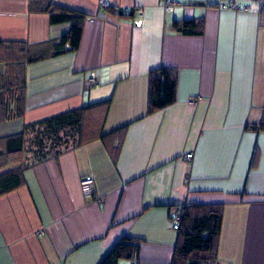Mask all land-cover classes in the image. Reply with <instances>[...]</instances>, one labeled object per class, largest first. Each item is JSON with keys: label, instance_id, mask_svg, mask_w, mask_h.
<instances>
[{"label": "crops", "instance_id": "0c3cea01", "mask_svg": "<svg viewBox=\"0 0 264 264\" xmlns=\"http://www.w3.org/2000/svg\"><path fill=\"white\" fill-rule=\"evenodd\" d=\"M99 1L46 0L85 14L79 44L25 66L23 115L0 122V139L110 98L105 138L25 168L23 185L0 195V264H99L122 237L139 250L117 264H170L183 203L222 206L216 264H264L263 1ZM29 3L0 0L1 43L43 44L69 30ZM200 19V35L171 27ZM160 67L175 75V101L147 114L148 74ZM87 174L94 201L79 188Z\"/></svg>", "mask_w": 264, "mask_h": 264}, {"label": "trees", "instance_id": "16d2710c", "mask_svg": "<svg viewBox=\"0 0 264 264\" xmlns=\"http://www.w3.org/2000/svg\"><path fill=\"white\" fill-rule=\"evenodd\" d=\"M43 5L50 24L67 22L69 30L57 40L29 45L1 43L0 64V122L21 117L24 112L25 82L23 71L27 64L56 57L77 49L85 14L73 9L53 5L46 0H30V11L35 3ZM232 5L234 0H219V4ZM236 5V4H235ZM263 10V8H262ZM118 12V11H117ZM173 30L182 34L200 35L202 19L173 21ZM9 65L20 66V78L10 76ZM175 75L171 69L160 67L148 74L147 114L163 109L175 101ZM110 98L68 110L27 124L20 133L0 139V168L15 166L0 174V195L23 185L25 168L54 159L69 149L96 139H104L101 128ZM220 204L183 203L177 238L170 264H216V251L221 226ZM139 242L122 237L99 264H117L119 260H134Z\"/></svg>", "mask_w": 264, "mask_h": 264}, {"label": "built area", "instance_id": "2783aa9c", "mask_svg": "<svg viewBox=\"0 0 264 264\" xmlns=\"http://www.w3.org/2000/svg\"><path fill=\"white\" fill-rule=\"evenodd\" d=\"M263 3H264V1H263ZM174 4H175V0H163V5L166 8H169V7L173 6ZM98 6L100 8H107V3L105 0H100L98 3ZM209 6H212V5L209 4ZM218 8H220V9H237V5H235V3H232V5H228L227 3H225V4L221 3V4H219ZM262 8L264 11V6ZM243 9H247V7L244 6ZM116 11H118V10L116 9ZM134 13H136V16L141 15V9H139V8L135 9ZM87 81H88V84L90 86H95V85H98V83H99L98 79L93 75H90L88 77ZM189 102L192 104H195L197 101H196V98H191V99H189ZM191 158H192L191 152L186 153L182 157V159L185 161H188ZM79 188H80V191H81L82 195L84 196V198L91 200V201L96 200V198H95V196H96L95 195L96 194L95 183H94V179L91 175L87 174V175L82 176L79 179ZM179 220H180V212H179V209H176L175 212L172 214V217H171L173 229L176 230L178 228ZM208 264H214V263H208Z\"/></svg>", "mask_w": 264, "mask_h": 264}, {"label": "rangeland", "instance_id": "374dc122", "mask_svg": "<svg viewBox=\"0 0 264 264\" xmlns=\"http://www.w3.org/2000/svg\"><path fill=\"white\" fill-rule=\"evenodd\" d=\"M1 67H3V66H1ZM9 67H10V76H11V78L12 79L14 77L20 78V75H19L20 66H18V65H15V66L9 65Z\"/></svg>", "mask_w": 264, "mask_h": 264}, {"label": "water", "instance_id": "95a60500", "mask_svg": "<svg viewBox=\"0 0 264 264\" xmlns=\"http://www.w3.org/2000/svg\"><path fill=\"white\" fill-rule=\"evenodd\" d=\"M254 1H264V0H254Z\"/></svg>", "mask_w": 264, "mask_h": 264}]
</instances>
